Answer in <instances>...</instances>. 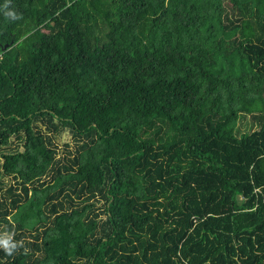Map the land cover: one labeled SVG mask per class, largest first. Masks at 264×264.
<instances>
[{"label":"trees","instance_id":"obj_1","mask_svg":"<svg viewBox=\"0 0 264 264\" xmlns=\"http://www.w3.org/2000/svg\"><path fill=\"white\" fill-rule=\"evenodd\" d=\"M0 226V264H264V0H0Z\"/></svg>","mask_w":264,"mask_h":264},{"label":"rangeland","instance_id":"obj_2","mask_svg":"<svg viewBox=\"0 0 264 264\" xmlns=\"http://www.w3.org/2000/svg\"><path fill=\"white\" fill-rule=\"evenodd\" d=\"M43 31H46L45 28H40ZM254 127L251 125V116L250 115H241L237 121V131L238 135L242 133L250 132ZM12 140V139H11ZM10 140V141H11ZM13 142V141H11ZM54 143L57 146L58 153L62 154L65 151L64 145L70 146L69 150H72L73 147V140L68 131L64 130L57 134ZM3 181L5 183H11V181L7 178H4ZM7 239V232L3 231L0 226V240Z\"/></svg>","mask_w":264,"mask_h":264},{"label":"clouds","instance_id":"obj_3","mask_svg":"<svg viewBox=\"0 0 264 264\" xmlns=\"http://www.w3.org/2000/svg\"><path fill=\"white\" fill-rule=\"evenodd\" d=\"M4 7L7 8L8 5L5 4ZM5 16L10 17L12 20H16V19L20 18L14 11H6ZM0 247H3L5 252L8 255H11L12 251L17 247V245L16 244H10L8 240H0Z\"/></svg>","mask_w":264,"mask_h":264}]
</instances>
